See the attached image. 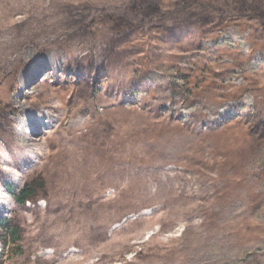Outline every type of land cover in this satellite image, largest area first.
Here are the masks:
<instances>
[{"label": "rangeland", "instance_id": "rangeland-1", "mask_svg": "<svg viewBox=\"0 0 264 264\" xmlns=\"http://www.w3.org/2000/svg\"><path fill=\"white\" fill-rule=\"evenodd\" d=\"M141 1L0 0V264H264V35Z\"/></svg>", "mask_w": 264, "mask_h": 264}, {"label": "trees", "instance_id": "trees-1", "mask_svg": "<svg viewBox=\"0 0 264 264\" xmlns=\"http://www.w3.org/2000/svg\"><path fill=\"white\" fill-rule=\"evenodd\" d=\"M176 4L182 9V12L191 16L188 19L198 16L206 24L214 19H221L222 13L231 17L255 20L264 35V0H214L213 2L209 1L207 4H203V0H177ZM202 4L205 6L201 10L202 13L197 14L192 12L194 6L200 8ZM128 8V11L123 15L114 18L111 17V29L117 34H125L135 28L136 24H133L127 18L128 14H132L133 11H139L144 16L151 15L162 20H165L167 17L159 9L156 0H142L138 4L134 2ZM259 131L264 133L263 125H259ZM44 187L45 183L43 179L41 176H37V178L32 179L30 182L23 184L15 192L12 191V196L18 205H24L26 202H36L38 201L37 197L39 192H42ZM3 231L2 248H5L7 245L9 248L11 241L21 238L20 228L12 221L4 224Z\"/></svg>", "mask_w": 264, "mask_h": 264}, {"label": "bare ground", "instance_id": "bare-ground-1", "mask_svg": "<svg viewBox=\"0 0 264 264\" xmlns=\"http://www.w3.org/2000/svg\"><path fill=\"white\" fill-rule=\"evenodd\" d=\"M23 74H24V72H21V75H23ZM14 88H16V85L14 86ZM18 113L21 116H23V114H22L23 113V110L20 109ZM21 120H22V117H21ZM33 131H34V129H31V132H33ZM48 137L46 136V138H48ZM25 139H26V137H25ZM25 141H26V143H29L30 142V139H26ZM41 146H43V145L41 144ZM38 149H40V148H38ZM107 151H108L107 147L104 148V150L96 158V160H93L91 162L89 161V163L88 164L85 163L84 166L85 167H91L93 171H103L106 174H108L109 173V170H110L111 161L109 159V155H108V152ZM75 160H76L75 166L76 167H79L80 166V163L78 162V158H75Z\"/></svg>", "mask_w": 264, "mask_h": 264}]
</instances>
